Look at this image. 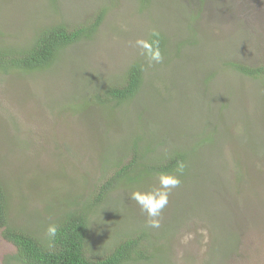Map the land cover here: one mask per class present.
Listing matches in <instances>:
<instances>
[{
    "label": "rangeland",
    "instance_id": "obj_1",
    "mask_svg": "<svg viewBox=\"0 0 264 264\" xmlns=\"http://www.w3.org/2000/svg\"><path fill=\"white\" fill-rule=\"evenodd\" d=\"M100 14L96 33L62 50L49 70L0 73V178L11 224L46 238L60 202L92 195L115 152L127 163L134 138L150 141L153 128L152 159L169 151L164 143L194 144L199 163L185 165L158 229L136 202L119 220L127 192L111 193L91 216L88 254L109 253L134 223L165 243L152 264H264V79L233 67H264V0H0V48L25 49L44 28L88 25ZM152 33L166 42L163 62L149 66L135 41ZM134 63L143 67L140 92L112 110L115 127L90 146L79 113L68 111L73 96L124 85ZM14 251L0 235V264Z\"/></svg>",
    "mask_w": 264,
    "mask_h": 264
},
{
    "label": "trees",
    "instance_id": "obj_2",
    "mask_svg": "<svg viewBox=\"0 0 264 264\" xmlns=\"http://www.w3.org/2000/svg\"><path fill=\"white\" fill-rule=\"evenodd\" d=\"M148 0H142V4L146 5ZM103 15L100 14L96 19L88 25H81L74 28L64 23L52 25L42 29L35 37L34 41L25 49H17L13 47L0 48V73L9 74H30L32 72H42L49 70L58 58V55L65 48L79 43L81 40L90 39L97 31ZM149 39H158L160 49L165 52L164 45L166 40L158 34L151 35ZM163 54V53H162ZM233 67L242 75L259 79H264V67L253 68L250 66L234 64ZM125 84L122 86L107 87L101 93H87L73 96L79 98L78 103H72L68 111H76L79 113L81 120L86 129L84 134L90 140V146L97 141H103V138L115 127V116L117 112L112 111L115 107L130 101L140 92L143 84V67L140 63H134L127 71ZM95 105H101L103 111H97ZM67 109V108H66ZM98 114V116H96ZM105 116V119H104ZM86 118V120L84 119ZM91 117L96 118L100 125L93 123ZM108 129H106L105 126ZM72 127V123L70 124ZM74 130L70 128V130ZM151 131V132H150ZM154 129H149L152 136L151 139L145 135V139L149 137L150 141H143L141 137L134 138L129 147L131 159L127 163L121 159H116L114 154V163L110 164L109 172L105 170V175L98 181L97 186H92V195L87 197L76 198L71 203L70 198L61 201L59 211L55 215V219L49 224H56L58 232L54 239L36 237V231L17 229L11 224V198L7 194L6 182L0 178V235L5 243L10 244L14 248V253L8 256L5 264L14 261L17 264H152V258L157 255L164 256V242L156 243L146 231L136 230V225L130 223L133 230H127L121 233L120 238L115 242L109 253L91 257L88 252V241L90 237L91 216L95 215L97 207L102 205L108 199L111 193L120 190L126 194V199H119L118 205L122 210H118L122 214L123 222L129 218L128 213L132 214L135 201L129 199L130 193L134 190H146L155 185L156 175L159 173L175 174L178 164L183 162L187 167L193 168L199 163L198 147L193 146L189 149L182 150L174 144H166L170 149L164 152L161 159H152L149 155H155V146H160L159 139H156ZM195 133L194 130H192ZM167 133V132H166ZM106 134V135H105ZM212 139L211 136H206ZM168 138H171L168 135ZM172 139V138H171ZM198 140V145L204 144ZM158 143V145H157ZM165 145V146H166ZM94 150V148H91ZM251 150H254L251 147ZM130 157V156H129ZM192 158V160H191ZM184 170L181 176L185 181ZM240 176L244 174L238 173ZM73 182L79 183L78 180ZM242 183V182H241ZM244 184V183H243ZM74 185V184H72ZM170 197V196H169ZM48 209H53L51 206ZM117 208V207H116ZM125 214V215H124ZM126 218V219H125ZM140 229V228H138ZM169 228H166L168 231ZM169 233V232H168ZM52 245L51 247L49 245ZM140 261V262H139Z\"/></svg>",
    "mask_w": 264,
    "mask_h": 264
},
{
    "label": "clouds",
    "instance_id": "obj_3",
    "mask_svg": "<svg viewBox=\"0 0 264 264\" xmlns=\"http://www.w3.org/2000/svg\"><path fill=\"white\" fill-rule=\"evenodd\" d=\"M157 36V33H152ZM135 46L139 49V55L144 58L149 66L163 62V54L160 49L158 39L139 38L135 41ZM185 165L183 162L178 164L175 174L159 173L156 175V184L146 190H134L130 193L129 199L139 205L142 213L146 214V226L158 229L161 226V216L163 209L169 202V196L173 189L178 188L181 183ZM47 236L50 240L54 239L58 232L56 224H49ZM188 237L185 238V242ZM52 246L51 244L49 245Z\"/></svg>",
    "mask_w": 264,
    "mask_h": 264
}]
</instances>
